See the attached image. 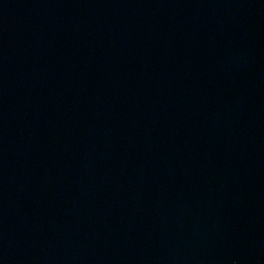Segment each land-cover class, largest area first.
Wrapping results in <instances>:
<instances>
[{"label": "water", "instance_id": "1", "mask_svg": "<svg viewBox=\"0 0 264 264\" xmlns=\"http://www.w3.org/2000/svg\"><path fill=\"white\" fill-rule=\"evenodd\" d=\"M0 264H264V0H0Z\"/></svg>", "mask_w": 264, "mask_h": 264}]
</instances>
